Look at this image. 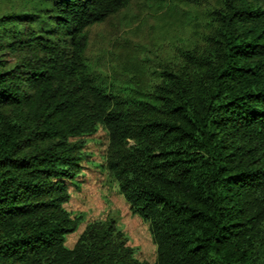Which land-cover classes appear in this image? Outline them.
Wrapping results in <instances>:
<instances>
[{"label":"trees","instance_id":"1","mask_svg":"<svg viewBox=\"0 0 264 264\" xmlns=\"http://www.w3.org/2000/svg\"><path fill=\"white\" fill-rule=\"evenodd\" d=\"M8 1L26 10L0 15V264H148L110 218L65 246L80 138L99 127L154 264H264V0H219L201 42L132 88L84 56L85 30L131 0Z\"/></svg>","mask_w":264,"mask_h":264},{"label":"rangeland","instance_id":"2","mask_svg":"<svg viewBox=\"0 0 264 264\" xmlns=\"http://www.w3.org/2000/svg\"><path fill=\"white\" fill-rule=\"evenodd\" d=\"M131 0L126 8L100 24L85 30L88 40L85 58L89 67L102 77L107 86L134 87L126 80L133 78L136 68L144 72V81L157 82L156 72L187 44L200 43L207 32L208 14L219 0ZM160 3L165 6L160 7ZM168 6L174 8L173 18ZM160 7V8H159ZM24 11L18 3L0 0V15ZM9 62L12 57H6ZM84 142L81 170L68 184L69 201L64 204L71 218L80 217L77 230L66 236L65 246L72 249L85 227L95 221L114 219L127 238L134 257L154 264L155 246L148 226L133 215L129 205L117 192V186L105 170L108 137L99 127Z\"/></svg>","mask_w":264,"mask_h":264}]
</instances>
